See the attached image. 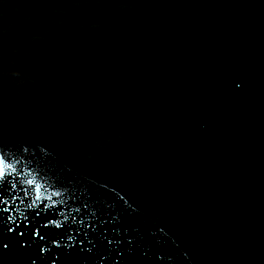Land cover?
<instances>
[{
  "label": "water",
  "instance_id": "obj_1",
  "mask_svg": "<svg viewBox=\"0 0 264 264\" xmlns=\"http://www.w3.org/2000/svg\"><path fill=\"white\" fill-rule=\"evenodd\" d=\"M0 147L120 241L17 201L0 264H264V0H0Z\"/></svg>",
  "mask_w": 264,
  "mask_h": 264
},
{
  "label": "snow or ice",
  "instance_id": "obj_2",
  "mask_svg": "<svg viewBox=\"0 0 264 264\" xmlns=\"http://www.w3.org/2000/svg\"><path fill=\"white\" fill-rule=\"evenodd\" d=\"M27 151V148H24L22 154L17 157L16 154L10 155L0 147V215L16 211L14 206L17 201L27 202L25 212L20 213L24 220H28L26 213L39 217L43 212L44 222L34 226L30 235L33 241L38 238L39 241L47 243L45 236L40 234V228L60 230L50 241L54 249H75L77 237L81 234L84 239L79 241L80 245L85 240L89 245L87 248H80L81 252L92 253L97 248V239L100 242L107 240L108 246L113 243L119 245L118 239H109L103 231L98 233V214L90 210L88 201L81 202L75 192H70L62 184L50 182L48 173L38 164L34 167V161L26 157ZM6 219L14 223L12 215H7ZM116 220L117 217H112V221ZM7 231L14 230L9 226ZM19 235L24 236L25 233L20 232ZM65 235L66 242H62ZM115 235H119V232H115ZM26 246L30 244H21V247ZM3 248H8V244L4 243ZM38 249L41 255L51 250L43 246H38ZM32 264H36V261L33 260ZM52 264H56V261L53 260Z\"/></svg>",
  "mask_w": 264,
  "mask_h": 264
}]
</instances>
